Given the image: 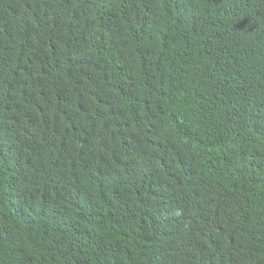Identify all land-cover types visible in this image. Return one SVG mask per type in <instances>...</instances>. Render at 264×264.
<instances>
[{"label":"trees","instance_id":"trees-1","mask_svg":"<svg viewBox=\"0 0 264 264\" xmlns=\"http://www.w3.org/2000/svg\"><path fill=\"white\" fill-rule=\"evenodd\" d=\"M175 258L264 264V0H0V264Z\"/></svg>","mask_w":264,"mask_h":264},{"label":"clouds","instance_id":"clouds-1","mask_svg":"<svg viewBox=\"0 0 264 264\" xmlns=\"http://www.w3.org/2000/svg\"><path fill=\"white\" fill-rule=\"evenodd\" d=\"M212 224H213L212 226H207L204 229V233H206V235H208L212 240L216 242H220L222 240H226L230 238L232 243L235 242L234 233L231 232L228 228H226L221 222H217L216 220H213ZM176 262L178 264L181 263L178 259H176Z\"/></svg>","mask_w":264,"mask_h":264}]
</instances>
